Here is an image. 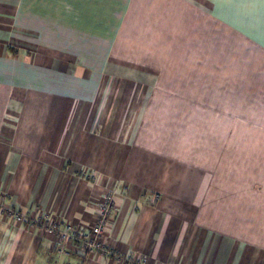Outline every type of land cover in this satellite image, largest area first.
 <instances>
[{"label": "crops", "instance_id": "crops-1", "mask_svg": "<svg viewBox=\"0 0 264 264\" xmlns=\"http://www.w3.org/2000/svg\"><path fill=\"white\" fill-rule=\"evenodd\" d=\"M109 189L113 253L61 264H264V0H0L7 205L86 228ZM55 246L0 212V264Z\"/></svg>", "mask_w": 264, "mask_h": 264}, {"label": "built area", "instance_id": "built-area-1", "mask_svg": "<svg viewBox=\"0 0 264 264\" xmlns=\"http://www.w3.org/2000/svg\"><path fill=\"white\" fill-rule=\"evenodd\" d=\"M154 199V198H153ZM6 196L0 190V212L13 216L17 219L27 217L28 226L32 230L52 236L55 240V254L53 264H61L60 258L67 259L77 256H90L95 253L110 254L113 253L105 241L104 234L109 220L117 206V194L114 190L104 192L101 201L98 204L93 223L84 228L73 222H60L50 218L46 214L24 215L19 209L12 208L6 203ZM75 248V254L70 249ZM135 264H160L158 261L151 262L144 256Z\"/></svg>", "mask_w": 264, "mask_h": 264}, {"label": "rangeland", "instance_id": "rangeland-1", "mask_svg": "<svg viewBox=\"0 0 264 264\" xmlns=\"http://www.w3.org/2000/svg\"><path fill=\"white\" fill-rule=\"evenodd\" d=\"M153 198L156 199V195H152L151 199L154 200Z\"/></svg>", "mask_w": 264, "mask_h": 264}]
</instances>
